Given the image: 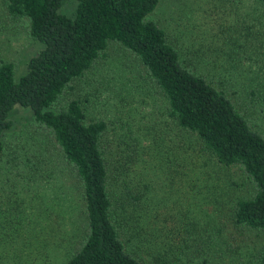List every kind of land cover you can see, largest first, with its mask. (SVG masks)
I'll return each mask as SVG.
<instances>
[{"label": "trees", "instance_id": "trees-1", "mask_svg": "<svg viewBox=\"0 0 264 264\" xmlns=\"http://www.w3.org/2000/svg\"><path fill=\"white\" fill-rule=\"evenodd\" d=\"M64 1L0 0V30L41 45L20 77L0 56V264H264V79L239 78L242 57L225 54L230 43L263 64L264 38L230 27L193 64L152 19L161 0H76L73 16ZM113 43L165 103L166 127L145 146L122 114L89 115L68 95ZM18 106L42 137L30 148L4 136ZM208 204L205 221L196 213Z\"/></svg>", "mask_w": 264, "mask_h": 264}, {"label": "rangeland", "instance_id": "rangeland-1", "mask_svg": "<svg viewBox=\"0 0 264 264\" xmlns=\"http://www.w3.org/2000/svg\"><path fill=\"white\" fill-rule=\"evenodd\" d=\"M158 6L152 19L170 34L177 33L182 56L188 58L187 60L192 61L193 64H195L196 49H204V46H208L209 51H213L219 45L218 39L226 38L230 27L239 29L233 34L237 37H242L240 29L244 28L252 38L259 36L264 38V31H262L264 26L259 25L264 24L262 17L264 9L260 5L248 4L247 1L236 5L233 0H161ZM75 9L76 0H66L61 7V12L73 16ZM246 18L258 27L252 29L254 35L250 33V29L246 28L247 25H253L245 24ZM0 19L4 20L1 8ZM227 44L225 54L228 60L232 56L242 57L241 64L233 68L234 74L239 73V78L243 80H247L249 74L259 75L263 82L264 62L256 64L253 59L258 58L257 55L253 52L247 53V50L244 52L243 49H238L237 53L233 54L230 43ZM40 47V43L24 31L0 30V56L16 64L18 77L26 72L30 58L37 53ZM260 47L264 48V46ZM258 56L260 57L261 54ZM68 95L70 98L80 97L89 115H95L100 110H103L106 118L122 114L126 123H130L134 137L139 139V146L148 145L152 141L155 129L157 130V127L160 128L159 130L164 129L165 123L169 120L162 114V107L165 106L163 97L155 91L146 69L133 53L116 43L109 46L104 59L96 62L83 78L74 82ZM33 116L31 109L16 107L11 114L13 127L4 136L14 145L28 143L30 148L31 144L39 143L42 137L34 135L35 131L31 124ZM255 116L264 124L260 115ZM237 177L241 180L240 176L237 175ZM64 179L66 186L63 189L67 190L68 194L72 193L71 188H68L71 181H68L65 176ZM55 182L60 184L61 178L59 177ZM58 196L60 199L63 198L61 193ZM67 202L68 198L65 197L64 204ZM210 208L208 204L196 214L206 221L209 218ZM205 215L208 217L206 218ZM69 226L68 223L67 229ZM251 238L257 244L261 242V239L256 238L254 233ZM262 239L264 241V234ZM243 251L252 254L254 248L247 244ZM224 260L225 263H230L228 257Z\"/></svg>", "mask_w": 264, "mask_h": 264}]
</instances>
